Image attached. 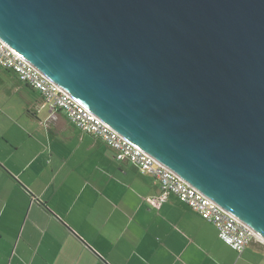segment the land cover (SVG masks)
Segmentation results:
<instances>
[{
    "label": "water",
    "instance_id": "water-1",
    "mask_svg": "<svg viewBox=\"0 0 264 264\" xmlns=\"http://www.w3.org/2000/svg\"><path fill=\"white\" fill-rule=\"evenodd\" d=\"M0 39L264 239V0H0Z\"/></svg>",
    "mask_w": 264,
    "mask_h": 264
},
{
    "label": "crops",
    "instance_id": "crops-1",
    "mask_svg": "<svg viewBox=\"0 0 264 264\" xmlns=\"http://www.w3.org/2000/svg\"><path fill=\"white\" fill-rule=\"evenodd\" d=\"M0 69V264H264Z\"/></svg>",
    "mask_w": 264,
    "mask_h": 264
},
{
    "label": "built area",
    "instance_id": "built-area-1",
    "mask_svg": "<svg viewBox=\"0 0 264 264\" xmlns=\"http://www.w3.org/2000/svg\"><path fill=\"white\" fill-rule=\"evenodd\" d=\"M0 68L12 72L19 82L37 91L51 113L62 112L82 132L101 139L118 162H129L141 173L150 175L160 188L157 197L148 199L150 205L159 207L169 197H175L212 225L219 240L237 253L253 242L264 243L251 227L111 128L1 39Z\"/></svg>",
    "mask_w": 264,
    "mask_h": 264
},
{
    "label": "rangeland",
    "instance_id": "rangeland-1",
    "mask_svg": "<svg viewBox=\"0 0 264 264\" xmlns=\"http://www.w3.org/2000/svg\"><path fill=\"white\" fill-rule=\"evenodd\" d=\"M1 69V68H0ZM1 70H3V69H1Z\"/></svg>",
    "mask_w": 264,
    "mask_h": 264
},
{
    "label": "bare ground",
    "instance_id": "bare-ground-1",
    "mask_svg": "<svg viewBox=\"0 0 264 264\" xmlns=\"http://www.w3.org/2000/svg\"><path fill=\"white\" fill-rule=\"evenodd\" d=\"M263 241H264V239H263Z\"/></svg>",
    "mask_w": 264,
    "mask_h": 264
}]
</instances>
